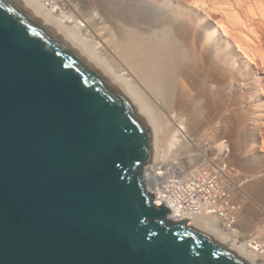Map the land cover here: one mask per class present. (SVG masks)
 Returning a JSON list of instances; mask_svg holds the SVG:
<instances>
[{"label":"water","instance_id":"obj_1","mask_svg":"<svg viewBox=\"0 0 264 264\" xmlns=\"http://www.w3.org/2000/svg\"><path fill=\"white\" fill-rule=\"evenodd\" d=\"M146 110L23 0H0V264H246L169 223Z\"/></svg>","mask_w":264,"mask_h":264},{"label":"bare ground","instance_id":"obj_2","mask_svg":"<svg viewBox=\"0 0 264 264\" xmlns=\"http://www.w3.org/2000/svg\"><path fill=\"white\" fill-rule=\"evenodd\" d=\"M23 1L37 10L52 28L87 50L109 70L115 80L127 84L130 92L146 110L150 120V129L155 138L151 149L154 160L142 167L141 179L147 188L151 187L155 191L156 205L164 204L166 199H168L169 204L177 202L176 197L171 195L170 191L168 195L166 194V191L169 190L170 181L177 182L176 190L178 193L186 194L195 183L194 171L200 172L209 167L207 172H212L209 164L212 165L220 159L224 160L223 152L228 151L226 148L228 149L229 145L227 146L228 143L225 144L224 140L221 141L223 138H219V141L214 144V140H217L215 137L218 138L216 134L215 137L213 135L214 140L210 139L213 143L207 137L203 138V135L196 138L197 130L199 131L197 128H199L198 117L200 112L199 102L195 101L199 98L196 96L208 94L205 93L208 87L203 92L202 88L198 86L201 83L200 80L204 78L200 79L199 73L206 64L208 67V64L215 62V60L225 64L224 60L229 55L225 49L222 50V45L228 44L233 56L241 60V63L243 61V65L245 64L249 68L246 70H250L257 76V89L255 88V91L253 89L255 92L253 94L257 98H264V0H57L47 4L45 0ZM210 30L211 37L208 36ZM208 37L210 39L206 40ZM231 64L234 65V63ZM195 78H199V84L196 83L197 88L200 87L201 92L204 93H199L200 96L198 94L194 96V92L198 90H194V92L191 90V88H196L194 85ZM202 81L205 82V78ZM228 82H224L223 85L225 86ZM205 83L207 84V82ZM200 85L203 87L204 84L201 83ZM207 85L209 86V84ZM202 99L201 96L200 102ZM184 102L188 105H184ZM262 108L264 109V106ZM262 113L264 114L263 111ZM185 125L187 126L185 127ZM188 131H196L197 133L195 137H192L194 133L192 132L193 134L190 135L187 133ZM202 142L207 144L201 145ZM260 143L262 145L264 141ZM173 149H176L175 153H169L170 150L174 151ZM171 154L178 158L181 157L174 160L175 157L173 158ZM170 158L173 161H169ZM201 158L203 159L202 162ZM205 160L209 164H207L208 166L203 165V167L201 165L205 163ZM218 162L215 164L220 165ZM221 162L226 164L225 161ZM220 168L224 169L223 166ZM227 170L225 167V174ZM224 171L222 172L224 173ZM223 173L221 174L223 175ZM258 174L252 176L253 179ZM184 183H186V189L182 190ZM223 188L226 189V187ZM239 197L241 198L242 195ZM185 215L188 214L181 212L178 215V211L173 209L166 219L169 223H178L184 220ZM246 218L243 217L242 220L244 219L245 222ZM186 221L239 255L246 264H264V244L259 243L257 239L255 241L252 236L251 240H247L249 234L246 237L241 234L242 223L240 220L238 224L240 232L238 229L235 232H225L218 227L216 221L207 218ZM262 230L260 231L262 232ZM263 233L261 234L263 235Z\"/></svg>","mask_w":264,"mask_h":264},{"label":"rangeland","instance_id":"obj_3","mask_svg":"<svg viewBox=\"0 0 264 264\" xmlns=\"http://www.w3.org/2000/svg\"><path fill=\"white\" fill-rule=\"evenodd\" d=\"M54 1L57 0H45L46 4L49 3H53ZM211 30L209 31V37H211L212 33L210 34ZM214 32V31H213ZM215 34V32L213 33ZM206 38V40H209L210 38ZM225 46V47H224ZM224 46L222 45V50L225 49L228 57H226V59L224 60L225 64H223V62H218L215 60V62L207 64L204 66V68H202L200 70V77L198 75V77L200 79H202L203 77L205 78V82H207V84H209V86L203 82L202 80L201 83H203V87L202 85L199 84V78L196 79V82L194 83V85H196L193 89L189 86V88H191V90H193L192 92H194V90H198L197 92H194V96L195 95H199V93H203L205 90V93H208L207 95L205 94L204 96L201 94L202 96V100L200 102L201 96L198 97L196 96V98H199L198 100H195L196 102L198 101V107L200 109L199 112V117H198V127L197 129H199V131L197 130L198 134L196 135V131H188L187 133L192 135V137H201V135H203V138H206L211 141L214 140L215 138L217 140H214V144L217 143V141H219V138L222 139L221 141H225L228 146V149L226 148V150H228L227 152H223L224 156L223 159L221 161H225L226 164L223 162H221L220 160H217L215 163L218 162L220 165H216L215 163L210 165L209 163H207L208 161L205 160V163L202 164L203 165H207L209 164V166L213 167L221 176L222 178V187H229L230 193L234 195L235 198H238L239 196L242 195V197L237 200L240 203L241 206V210H243L242 212V218H247L241 220V234H244V236H247V240H251L252 238L257 239V241L259 243H262V245L264 244V233L262 230V228H264V146H263V141L264 139V129L262 130V128L264 126V114L262 113V111L264 112V109L262 108L264 106V98L261 99V97L257 98L253 93H255L254 91L257 89V84H258V79L257 76L252 73L250 70H246L249 69L247 68V65H243V61L242 63L240 62L241 60H239L237 57L233 56L232 52H231V48L228 44H224ZM229 46V47H227ZM224 47V48H223ZM227 49V50H226ZM221 50V48H220ZM230 50V51H229ZM233 56V57H232ZM234 59V60H232ZM229 60V61H228ZM235 61V62H234ZM229 62V64H228ZM231 63H234L231 64ZM236 63V64H235ZM240 63V64H239ZM223 64V65H222ZM228 64V65H226ZM216 66V67H220L217 68L216 67H212V66ZM231 65V66H230ZM239 65V66H238ZM243 65V66H242ZM230 66V67H229ZM234 66V68H233ZM246 66V67H244ZM210 67V69H209ZM212 67V68H211ZM239 67V68H238ZM207 69V71H206ZM222 70L223 73H222ZM250 71V72H249ZM206 72V73H205ZM218 72V73H217ZM227 72V73H226ZM231 73V74H230ZM215 74V75H214ZM243 74V75H242ZM254 74V75H253ZM203 75V76H202ZM206 75V76H205ZM210 76V77H209ZM234 76V77H233ZM240 76V77H238ZM245 76V77H244ZM248 76V77H247ZM256 76V77H255ZM207 78V79H206ZM213 78V79H212ZM231 78V79H230ZM233 78V79H232ZM221 79V80H219ZM223 79V80H222ZM239 79V80H238ZM217 80V81H216ZM229 80V82H228ZM243 80V81H242ZM219 82V83H218ZM223 82V83H222ZM224 82H228L226 83V85L224 86ZM245 82V83H243ZM254 82V83H253ZM198 83L203 92H201L202 90L200 89V87L197 88V84ZM206 85V86H205ZM210 85H212L210 87ZM219 85V86H218ZM223 85V86H222ZM246 85V87H244ZM255 86V87H254ZM225 87V88H224ZM229 87V88H228ZM233 87V88H232ZM252 89H251V88ZM254 87V88H253ZM245 88V89H244ZM256 88V89H255ZM213 89V90H212ZM254 89V91H253ZM218 93H217V92ZM240 91V92H239ZM252 91V92H251ZM243 93V95H242ZM248 93V94H247ZM204 94V93H203ZM221 94V95H220ZM237 95V96H236ZM234 96V97H233ZM242 96V97H241ZM247 96V97H246ZM226 97V98H224ZM236 97V98H235ZM213 98V99H212ZM224 98V99H223ZM232 98V100H231ZM242 99V100H241ZM211 100V101H210ZM259 100V101H258ZM263 100V101H262ZM226 101V102H225ZM253 101V102H252ZM210 102V103H209ZM229 102V103H227ZM232 102V103H231ZM251 102V104H250ZM202 103V104H200ZM235 103V105H234ZM256 103V104H255ZM263 103V104H262ZM190 104V103H189ZM204 104V105H203ZM211 104V105H210ZM219 104V105H218ZM233 106H232V105ZM261 104V105H260ZM184 105H188V103L184 102ZM230 105V106H229ZM249 105V106H248ZM255 107H254V106ZM214 106H217L214 108ZM210 108V109H209ZM218 108V109H217ZM222 108V109H221ZM247 108V109H246ZM249 109V110H248ZM263 109V110H262ZM208 110V111H207ZM225 110V111H224ZM251 110V111H250ZM258 111V113H257ZM212 112V113H210ZM254 112V113H253ZM226 113V114H225ZM232 113V114H231ZM217 114V115H216ZM262 115V116H261ZM211 116V117H210ZM226 116V117H225ZM260 116V117H259ZM186 117V116H185ZM185 117H183L184 120ZM216 117V118H215ZM225 117V118H223ZM209 118V119H208ZM232 118V119H231ZM248 118V120H246ZM250 118V119H249ZM216 119V120H215ZM219 119V120H218ZM230 119V120H229ZM252 119V120H251ZM236 120V121H235ZM240 120V121H239ZM214 121V122H213ZM216 121V122H215ZM251 121V122H250ZM205 122V123H204ZM231 122V123H230ZM240 122V123H239ZM184 123H186V121H184ZM224 123V125H223ZM250 123V124H249ZM202 124V125H200ZM212 124V125H211ZM226 124V125H225ZM251 124H253L251 126ZM222 125V126H221ZM187 125H185L186 127ZM205 126V127H204ZM235 126V127H234ZM256 126V127H255ZM202 127V128H201ZM211 127V128H210ZM216 127V128H215ZM223 127V128H222ZM232 127V129H231ZM245 127V128H243ZM260 127V128H259ZM205 128V129H204ZM215 128V129H214ZM219 128V129H218ZM234 128V129H233ZM247 128H250L247 130ZM254 128V129H253ZM203 129V130H201ZM217 129V130H216ZM223 129V130H221ZM231 129V130H230ZM189 130V129H188ZM209 130V131H208ZM187 131V130H186ZM206 131V132H204ZM214 131V132H213ZM238 131V133H237ZM256 131V133H255ZM193 132V133H192ZM202 132V133H201ZM209 132V133H208ZM221 132V133H220ZM234 132H235V136H234ZM252 132V133H251ZM204 133V134H203ZM206 133V134H205ZM212 133V134H211ZM209 137H208V135ZM215 134L217 137H215ZM221 134V135H220ZM225 134V135H224ZM240 136H239V135ZM262 134V135H261ZM189 135V136H190ZM214 135V137H213ZM237 135V136H236ZM247 137H245V136ZM261 135V136H260ZM211 136V137H210ZM225 136V137H224ZM232 136V137H231ZM253 136V137H252ZM236 137V139H235ZM245 137V138H244ZM262 137V138H261ZM231 138V139H230ZM239 138V139H237ZM201 139V138H200ZM211 139V140H210ZM262 139V140H261ZM228 142H227V141ZM237 140V141H236ZM243 140V141H242ZM255 140V141H254ZM185 141V140H184ZM236 141V142H235ZM240 141V142H239ZM262 141V145L261 142ZM212 142V141H211ZM239 144H238V143ZM250 142V143H249ZM259 142V143H258ZM213 143V142H212ZM249 143V144H248ZM252 143V144H251ZM256 143V144H255ZM205 143H201V145H203ZM207 144V143H206ZM205 144V145H206ZM231 144V145H230ZM251 144V145H250ZM250 145V146H249ZM258 145V146H257ZM260 146V147H259ZM261 146H263L261 149ZM202 147V146H201ZM230 147V148H229ZM237 147V148H236ZM248 147V148H246ZM246 148V149H245ZM230 149V150H229ZM249 149V150H248ZM174 151L170 150L169 153L171 152L172 154L175 153L176 149H173ZM234 150V151H233ZM238 152H237V151ZM178 151H180V149L178 148ZM241 153V154H240ZM171 154V155H172ZM232 154V155H231ZM234 154V155H233ZM246 154V155H245ZM250 154V155H249ZM236 155V156H235ZM173 156V155H172ZM171 156V158H172ZM176 155L173 156V158ZM178 156V155H177ZM232 156V157H231ZM170 157V156H169ZM181 156H179L180 158ZM228 157V158H227ZM234 157V158H233ZM244 157V158H243ZM252 157V158H251ZM257 157V158H256ZM261 159H260V158ZM170 158V159H171ZM172 158V159H173ZM179 159L178 157H175V159ZM236 158V159H235ZM256 158V159H255ZM169 160V161H173V160ZM230 159V160H229ZM248 159V160H247ZM227 160V161H226ZM239 160V161H238ZM251 160V161H250ZM254 160V161H253ZM256 160V161H255ZM203 161V159L201 158V162ZM232 161V162H231ZM235 161V162H234ZM247 161V162H246ZM250 161V162H249ZM228 162V163H227ZM230 162V163H229ZM244 162V163H243ZM258 162V163H257ZM263 162V163H262ZM233 163V164H232ZM243 163V164H242ZM228 164V165H227ZM246 164V165H245ZM250 164V165H248ZM256 164V165H255ZM259 164V165H258ZM254 165V168H253ZM208 166V165H207ZM220 166L224 167V169L220 168ZM242 166V167H241ZM248 166V167H247ZM250 166V167H249ZM204 167V166H203ZM219 167V168H216ZM225 167L226 170L229 167V169L226 171L225 174ZM236 167V168H235ZM240 167V168H239ZM246 167V168H243ZM261 167V169H260ZM209 169V167H206ZM238 169V170H237ZM255 169V170H254ZM260 169V170H259ZM246 170V171H245ZM253 170V171H252ZM257 170V172H256ZM224 171V173L222 172ZM233 171V172H232ZM251 171V172H250ZM260 171V173L258 174V172ZM228 172V174H227ZM248 172V173H247ZM258 174L254 177L255 174ZM221 173H223V176ZM236 173V174H235ZM245 173V174H244ZM253 173V174H252ZM230 174V175H229ZM233 174V175H232ZM244 174V175H243ZM228 175V176H227ZM230 176V177H229ZM235 177V178H233ZM241 177V178H240ZM247 177V178H246ZM250 177V178H249ZM235 179V180H234ZM243 180V181H242ZM245 180V181H244ZM233 183H232V182ZM240 181V183H238ZM250 181V182H249ZM227 182V183H226ZM230 182V183H229ZM237 182V183H236ZM257 182V183H256ZM229 183V184H228ZM237 185H236V184ZM236 185V186H235ZM242 185V186H241ZM257 185V186H256ZM250 186V188H249ZM234 187V188H233ZM240 187V188H239ZM244 187V188H242ZM242 188V189H241ZM225 189V188H224ZM234 189V190H233ZM243 190V192H242ZM256 191V193H255ZM233 192V193H232ZM242 192V193H241ZM247 192V193H246ZM246 193V194H245ZM232 195V196H233ZM246 198V199H245ZM242 202V203H241ZM245 202V204H244ZM251 203V204H250ZM247 204V205H246ZM249 204V205H248ZM257 204V205H256ZM246 205V206H243ZM252 205V206H251ZM243 206V208H242ZM246 207V208H245ZM245 211V212H244ZM248 211V212H247ZM251 211V213H250ZM245 213V214H244ZM246 215V216H245ZM250 218V219H249ZM248 220V222H247ZM256 220V221H255ZM247 224V226H246ZM261 225V226H260ZM250 227V228H249ZM238 229V228H237ZM244 229V230H243ZM257 229V230H256ZM243 230V233H242ZM262 230V232L260 231ZM239 231V229H238ZM239 231V232H240ZM247 231V232H246ZM259 232V233H257ZM258 235H257V234ZM263 233V235L261 234ZM252 234V235H251ZM254 234V235H253ZM250 236V237H249ZM252 236V238H251ZM255 236V237H254ZM258 236V237H256ZM263 236V237H262ZM262 241V242H261Z\"/></svg>","mask_w":264,"mask_h":264},{"label":"built area","instance_id":"obj_4","mask_svg":"<svg viewBox=\"0 0 264 264\" xmlns=\"http://www.w3.org/2000/svg\"><path fill=\"white\" fill-rule=\"evenodd\" d=\"M212 172H207V168L202 169L200 172L195 170L194 180L195 183L192 185V189L189 190L186 194L178 193L177 182L170 181L169 190L171 195L175 196L176 203L169 204L168 199L164 204L156 205L164 206L170 212L173 209L178 211V215L183 212L185 222L189 219H211L216 221L218 227L226 231H236L238 228L239 220H242L241 217V206L237 201L238 199L234 198L230 193L229 188L224 189L222 187V178L219 173L213 168H210ZM184 175V174H182ZM185 176V175H184ZM182 190L186 189V183L182 185ZM154 195V198H157L155 191L148 188ZM170 195V197H172ZM181 222V221H180Z\"/></svg>","mask_w":264,"mask_h":264}]
</instances>
